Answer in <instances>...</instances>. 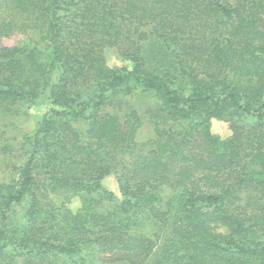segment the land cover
Listing matches in <instances>:
<instances>
[{"label":"trees","instance_id":"obj_1","mask_svg":"<svg viewBox=\"0 0 264 264\" xmlns=\"http://www.w3.org/2000/svg\"><path fill=\"white\" fill-rule=\"evenodd\" d=\"M0 264H264V0H0Z\"/></svg>","mask_w":264,"mask_h":264},{"label":"rangeland","instance_id":"obj_2","mask_svg":"<svg viewBox=\"0 0 264 264\" xmlns=\"http://www.w3.org/2000/svg\"><path fill=\"white\" fill-rule=\"evenodd\" d=\"M106 58H107L108 65L110 67L115 68V67H121L122 66L121 61L118 59L117 54L114 51L108 50L106 52ZM42 112H43L42 110L37 109V110L33 111V114L36 117L37 115H41ZM28 117L29 118L23 117L20 120L21 125L25 128L24 130H32L31 125L33 124L34 117H31V116H28ZM212 132L215 135H217L223 139H226V138L231 136V131L229 129V125L225 122L218 121V120L212 121ZM151 135H152L151 129L149 128L148 125H145L143 127V129L140 130V133L138 136L139 143L145 142L147 139H149L151 137ZM104 187L106 189L116 193V195L120 196L118 185H117V182H116L114 177L110 176V177L106 178L104 180ZM80 206H81V201L78 198L74 199V201L71 205V208H73L74 210H77L78 208H80Z\"/></svg>","mask_w":264,"mask_h":264}]
</instances>
